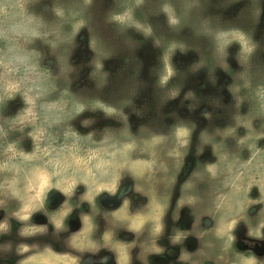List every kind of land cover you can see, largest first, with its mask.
<instances>
[{"label":"rangeland","instance_id":"374dc122","mask_svg":"<svg viewBox=\"0 0 264 264\" xmlns=\"http://www.w3.org/2000/svg\"><path fill=\"white\" fill-rule=\"evenodd\" d=\"M53 193L60 264H264V0H0V201Z\"/></svg>","mask_w":264,"mask_h":264},{"label":"flooded vegetation","instance_id":"af4514ba","mask_svg":"<svg viewBox=\"0 0 264 264\" xmlns=\"http://www.w3.org/2000/svg\"><path fill=\"white\" fill-rule=\"evenodd\" d=\"M59 193H53L52 194V199L50 203H46L47 205V210L46 207L43 206L42 209H37L35 212H32L31 216L29 214V211L26 210V198L20 199L17 201L15 204V207L11 204L10 201H0V264H20L23 261L27 260L28 258L34 256L30 255V251H34L36 246H44V247H50L51 250L55 254H61V253H66V254H72L74 255L75 252H78V250H75V248L72 246L70 243V238L72 235L75 233V231H79L82 228V222L80 220V210L73 208L69 215V219H74L78 225V227L71 226V228L68 230L61 231L59 226L58 230L56 231V225H59L60 222L57 218V216H53L52 218L49 216L51 214V210L54 209L52 208V201L53 203H61L63 201L62 197L58 200L59 198ZM58 200V201H56ZM24 211V212H23ZM54 213L55 210H53ZM87 214V211L85 209L84 211ZM134 215V214H132ZM31 222V225H27L28 222ZM175 221V220H174ZM194 223V221H193ZM170 224V223H168ZM167 224V228H168ZM29 226V227H28ZM178 224H174V229H177ZM201 226V225H199ZM188 227L186 224L182 226L183 231L185 232L188 230ZM28 230L26 231V229ZM30 228H36V229H41L40 231L34 230L31 234L28 232ZM44 229L47 231L45 232ZM38 231V232H36ZM72 233H69L71 232ZM188 232V231H187ZM77 233V232H76ZM75 233V234H76ZM246 233V232H245ZM264 231H261V237H263ZM11 236V239H7L8 237ZM170 235H168L169 237ZM13 238V239H12ZM192 238V237H190ZM33 239H36L32 243H30ZM264 238H261V240H255L253 238L247 237V243H244V248L241 250H252L253 253L256 250L263 251L264 249ZM51 240V241H50ZM52 240H57L58 244L57 246L53 244ZM188 240V242H187ZM184 237L182 239V244H178L173 246V244L168 245L166 249L169 250H174L177 253V256L179 260L175 261L174 263L178 262L177 264H188L186 262H183L182 260V253H180V250L183 252L188 253L189 250L193 251L195 250V242L192 239H187ZM68 241V242H67ZM162 242V240H160ZM67 242V244H66ZM160 242V243H161ZM180 242V243H181ZM38 243V244H37ZM253 243V248L249 249L248 245ZM40 244V245H39ZM162 244V243H161ZM160 244V245H161ZM67 245V246H66ZM26 246V250H23L22 247ZM28 246L31 247V250H27ZM165 246V245H164ZM246 246V247H245ZM62 247V248H61ZM40 248V247H39ZM237 249L236 247H234ZM256 248V250H254ZM263 248V249H262ZM41 249V248H40ZM39 250V249H38ZM42 250V249H41ZM43 251V250H42ZM87 255V254H86ZM184 255V254H183ZM264 256V255H263ZM163 258H166L163 256ZM116 255H114V260L111 257L108 259V263L112 264L113 261L116 262ZM239 258H236L232 260V264L237 261ZM80 262L83 264V260H80ZM85 263V262H84ZM107 264V263H106Z\"/></svg>","mask_w":264,"mask_h":264},{"label":"crops","instance_id":"0c3cea01","mask_svg":"<svg viewBox=\"0 0 264 264\" xmlns=\"http://www.w3.org/2000/svg\"><path fill=\"white\" fill-rule=\"evenodd\" d=\"M72 243V242H70ZM84 245V246H82ZM86 243L82 242V243H78V244H74L72 243V246L75 248V250H79L81 248H85ZM48 250L46 249L45 251H41L39 252L40 254L38 255H34L30 258H28L27 260L23 261L20 264H60L63 260L61 258L63 257H68L69 254L66 253H61L59 254H55L53 251L48 252ZM53 258H58V260L53 259Z\"/></svg>","mask_w":264,"mask_h":264}]
</instances>
